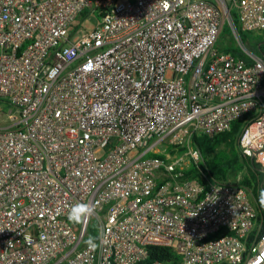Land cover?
Returning a JSON list of instances; mask_svg holds the SVG:
<instances>
[{
	"label": "built area",
	"instance_id": "2783aa9c",
	"mask_svg": "<svg viewBox=\"0 0 264 264\" xmlns=\"http://www.w3.org/2000/svg\"><path fill=\"white\" fill-rule=\"evenodd\" d=\"M232 12L264 33V0H0V264H264L252 189L186 176L247 115L264 174V61L217 51Z\"/></svg>",
	"mask_w": 264,
	"mask_h": 264
},
{
	"label": "trees",
	"instance_id": "16d2710c",
	"mask_svg": "<svg viewBox=\"0 0 264 264\" xmlns=\"http://www.w3.org/2000/svg\"><path fill=\"white\" fill-rule=\"evenodd\" d=\"M232 20L238 29L240 43L255 57L264 61V35L244 32L238 24V17L232 12ZM219 53H230L242 58L248 65H254L255 60L247 55L239 45L229 25H225L217 44ZM251 115L243 117L232 124L231 130L215 137L197 135L194 144L200 151L202 160L198 164L192 163L186 171L188 178L203 181V174H209L213 179L229 182L234 172L246 169L242 184L253 191V196L260 211V219H264V206L259 202V194L264 189V174L261 169L246 158L239 147V138L244 127L250 121ZM148 259L140 264H151L155 261L169 262L178 259L175 252L169 248L149 247Z\"/></svg>",
	"mask_w": 264,
	"mask_h": 264
},
{
	"label": "clouds",
	"instance_id": "9594fccd",
	"mask_svg": "<svg viewBox=\"0 0 264 264\" xmlns=\"http://www.w3.org/2000/svg\"><path fill=\"white\" fill-rule=\"evenodd\" d=\"M259 202L261 206H264V189H262L259 194ZM94 211L95 209L91 204L78 202L71 206L67 219L73 224H81L86 219H89L93 215ZM196 215L197 212L194 216L190 217H195ZM85 244L89 251H94L98 247L97 238L94 236H89L85 241Z\"/></svg>",
	"mask_w": 264,
	"mask_h": 264
},
{
	"label": "rangeland",
	"instance_id": "374dc122",
	"mask_svg": "<svg viewBox=\"0 0 264 264\" xmlns=\"http://www.w3.org/2000/svg\"><path fill=\"white\" fill-rule=\"evenodd\" d=\"M76 24L77 25H80L81 28H83L84 30H86L87 28L94 27L97 24V21H96L95 18L92 17V18L88 19L86 22L85 21L82 22L81 19H78V21H77ZM260 35H264V33H261ZM236 40L238 41L237 38H236ZM238 43H239V41H238ZM161 154L164 157V155L166 153H161ZM245 174H246V169H244V170H242L240 172H237V173L234 172V173L231 174L230 179H229V182H242V179L245 176ZM95 232L97 233V230H95Z\"/></svg>",
	"mask_w": 264,
	"mask_h": 264
},
{
	"label": "water",
	"instance_id": "95a60500",
	"mask_svg": "<svg viewBox=\"0 0 264 264\" xmlns=\"http://www.w3.org/2000/svg\"><path fill=\"white\" fill-rule=\"evenodd\" d=\"M242 50L244 51V52H247V53H250L243 45H242ZM251 54V53H250Z\"/></svg>",
	"mask_w": 264,
	"mask_h": 264
}]
</instances>
